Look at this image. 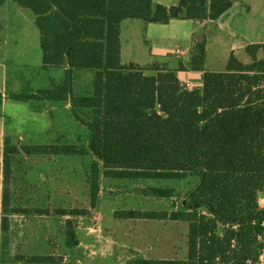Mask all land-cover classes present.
<instances>
[{"label":"trees","instance_id":"16d2710c","mask_svg":"<svg viewBox=\"0 0 264 264\" xmlns=\"http://www.w3.org/2000/svg\"><path fill=\"white\" fill-rule=\"evenodd\" d=\"M33 16L43 70H65L54 89L9 94L18 103L68 106L90 133L87 148L74 145L18 148L9 138L0 147V264H62L52 256L9 253V217H58L64 245L79 246L74 219L95 210L100 179L107 181H184L195 177L179 212H115L119 220L169 221L187 225L184 260L133 259L128 264H264V45H246V63L232 52L224 71L206 70L203 31L192 33L188 60L169 55L140 66L121 59L120 31L126 21L149 25L171 21L223 23L236 12V0H178L172 7L152 0H9ZM7 0H0L2 7ZM248 10V8H247ZM227 19L225 21H227ZM203 25V26H202ZM236 55V58L234 57ZM172 58L175 62L172 63ZM92 73L88 96L74 95L71 74ZM192 72L199 88L189 89L177 74ZM3 98L0 95V116ZM20 154L85 157L93 161L89 206L53 211L11 208L14 172ZM157 199L174 191L145 190Z\"/></svg>","mask_w":264,"mask_h":264},{"label":"rangeland","instance_id":"374dc122","mask_svg":"<svg viewBox=\"0 0 264 264\" xmlns=\"http://www.w3.org/2000/svg\"><path fill=\"white\" fill-rule=\"evenodd\" d=\"M243 1L232 14V27L239 32L237 37L227 38V18L220 24L221 29L215 23H207L204 29L195 25V33L203 31L208 37V63L212 70L221 68L220 58L225 56L226 45L237 49L236 47L249 43L264 42V0ZM239 11L240 14H237ZM172 27L163 32L172 43L169 52L183 50V47L178 45V40L184 38L186 27L193 28L194 25L178 24L177 30H171ZM141 28L142 25L137 21L124 22L120 39L129 54H135V62L143 66L147 63V56L145 38L140 34ZM176 35L178 38H175ZM242 54L244 52L237 54V58L242 59ZM234 57L236 58V55ZM186 59L187 54L184 53L181 60ZM153 61L162 62L159 58L152 59L151 63ZM169 61L174 63L175 59ZM80 73L82 72H74L72 75L73 94L88 96L92 90V76L89 74L86 78H78ZM62 76V73L41 68L32 13L7 0V4L0 7V95L3 98L0 147L3 139L9 138L18 148L55 145L87 148L90 133L84 125V118L81 117L82 123L77 122L68 106L49 102L18 103L7 98L9 94L54 88L63 81ZM92 161L90 154L85 157H27L20 154L10 167L14 172V179L9 188L10 207L49 211L87 210V183ZM101 180L113 183V188L119 183L103 178L100 182ZM197 182L195 177H190L184 181H122V185L126 186L120 189L109 187L105 190L106 186L100 185V191L105 198L101 195L96 210H88L89 215L86 218L74 219L77 227L75 233L80 245L74 249H68L64 245L66 219L11 215L9 253L11 256H52L62 259V264H76L77 261L82 264H128L133 259L184 260L186 224L149 220L124 221L115 219L113 213L119 208L127 210L126 207L156 213L179 212L187 202L186 196ZM146 187L173 190V200L153 198L145 193L148 189ZM1 239L0 234V243Z\"/></svg>","mask_w":264,"mask_h":264},{"label":"crops","instance_id":"0c3cea01","mask_svg":"<svg viewBox=\"0 0 264 264\" xmlns=\"http://www.w3.org/2000/svg\"><path fill=\"white\" fill-rule=\"evenodd\" d=\"M152 3H153V5H160L162 7L168 8V7L175 6L177 4V0H152ZM243 3H244L243 0H241V1L240 0H236V7L240 6V4H243ZM5 4H7V2ZM237 9H236V11H237ZM237 14H240V11H239V13L237 12ZM233 19H234L233 15H231L226 21V23H227L226 25H227V27L229 29V31H227V33H228L227 38L228 39L235 38V37H237V35H239V32L234 30L233 27H232V20ZM186 23L193 24L194 27L193 28L192 27H186V33L184 34V38H181L180 40H178V45H180V47H183V50L177 49L174 52H171V51L169 52V50L171 49L172 43L167 39V37H165V35L163 33L164 30L168 29L169 27H172V26L173 27L171 28V30H177L178 29V24L184 25ZM207 23L214 24V22H206L204 24V27L207 25ZM220 24H217L218 28H220L219 27ZM196 25L199 26L200 24H196ZM199 27H201V26H199ZM194 29H195V24L194 23H192V22H180V21H171L169 23V25H167V26H159V25L158 26H153V25H150V26H147V28H146V30L144 32H143V28H141L140 34H142V36L145 38L144 39L145 40V42H144L145 44L144 45H145V48H146L145 53H146V56H147V63L145 65L150 64L152 59H154V58H159L163 62V61H165V59L169 55H174L177 60H181L182 59V55L184 53H186L187 54V59L185 61L181 60L182 63H185L188 60V57H189V52H190L191 45H192V33L195 32ZM242 32L244 34L246 33L245 31H242ZM120 36H121V31H120ZM205 37H206V44H207L206 70L207 71H211V72H222V71H224L225 64H226L228 56L232 52H243L244 49H245V46H246V45H242L241 47H236L237 49H235V48H232L231 46L226 45L225 46V52H224L225 56L223 58H220L221 68L219 70H212V69L209 68L210 66H209V63H208V57L210 55V53H209L210 52V50H209V40H208V37L206 35H205ZM175 38H178V36L176 35ZM249 44L252 45L251 43H249ZM249 44H247V45H249ZM261 44L264 45V42L263 43L255 42L254 43V45H261ZM120 45H121V59H122V61L124 63L137 64L135 62L137 60L134 59L135 54L133 52H131L129 54L128 50L125 49L124 44L121 42V39H120ZM241 56L243 57L242 59L238 58L240 62L246 63L247 61H249V57L246 55L245 52ZM145 65H143V66H145ZM52 71H54L56 73L57 72L62 73L63 74L62 77L63 78L65 77V70H52ZM75 72H82V73H80L78 75V78H80V77H85L86 78L87 75H89V74H91V76H92V73L88 72V71H75ZM73 74H74V72L70 75L71 76L72 86H73V79H72V75ZM177 76H178L180 82L183 83V85L184 84L185 85L188 84L190 87H193V88H199V86H200L199 85V77L196 74L192 73V72H184V73L181 72V73H178ZM57 86H58V84H56L55 87H57ZM54 88H48V89H54ZM99 183H100V185H104V187L106 186L105 190L107 188H109V187L113 188V186H112L113 183H106L105 181H102V180ZM127 183H129V182H127ZM134 183H136V182H130L129 184H134ZM122 184L123 183L121 181H119V183L116 186V188H113V189H120L122 186H126V185H122ZM132 186H134V185H132ZM145 186H146V184H145ZM104 187H101V189H104ZM146 188H148V187H146ZM101 195H103V192L100 191L99 192V198L101 197ZM99 198H98V202H99ZM103 198H105L104 195H103ZM107 198L116 199V198H111V196H107ZM171 200H173V199H171ZM98 202H97V204H98ZM96 207H97V205H96ZM125 209H127V210H122V208H119L116 212H118V211H129V210H131V211L149 212V211H142V210H139V209L133 210V208L131 209V208H127V207ZM95 210H93V211H95ZM79 247H80V245L77 248H79Z\"/></svg>","mask_w":264,"mask_h":264},{"label":"built area","instance_id":"2783aa9c","mask_svg":"<svg viewBox=\"0 0 264 264\" xmlns=\"http://www.w3.org/2000/svg\"><path fill=\"white\" fill-rule=\"evenodd\" d=\"M186 88H189L190 86L188 84L185 85ZM76 264H82L81 261H77Z\"/></svg>","mask_w":264,"mask_h":264},{"label":"water","instance_id":"95a60500","mask_svg":"<svg viewBox=\"0 0 264 264\" xmlns=\"http://www.w3.org/2000/svg\"><path fill=\"white\" fill-rule=\"evenodd\" d=\"M260 202H261V203H264V195H261V196H260Z\"/></svg>","mask_w":264,"mask_h":264}]
</instances>
